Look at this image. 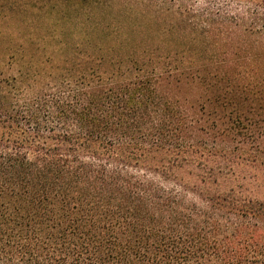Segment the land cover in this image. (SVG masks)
Listing matches in <instances>:
<instances>
[{"label":"trees","instance_id":"obj_1","mask_svg":"<svg viewBox=\"0 0 264 264\" xmlns=\"http://www.w3.org/2000/svg\"><path fill=\"white\" fill-rule=\"evenodd\" d=\"M207 17L141 16L0 80V264H264L263 202L156 180L264 167V8Z\"/></svg>","mask_w":264,"mask_h":264},{"label":"rangeland","instance_id":"obj_2","mask_svg":"<svg viewBox=\"0 0 264 264\" xmlns=\"http://www.w3.org/2000/svg\"><path fill=\"white\" fill-rule=\"evenodd\" d=\"M30 1L0 0V80L21 79V69L28 71L35 63L50 71L47 56L52 52L57 54L56 60L53 56L56 66H71L72 62L66 59H73L75 47L88 33L107 32L115 36L126 33L128 23L135 18L141 20V16L158 18V22L181 20L198 24L208 20L207 14L246 15L264 8V0H85L58 1L54 9L48 6L42 10L34 7L14 10ZM36 1L41 0L31 2L39 3ZM154 30L153 27L143 31L156 33ZM234 171L233 175L221 177L219 186L202 182L192 164L171 166L169 175L157 176L156 180L169 187L183 186L188 199L200 204L203 203L201 194L225 193L231 188L244 199L264 203V167L240 163Z\"/></svg>","mask_w":264,"mask_h":264}]
</instances>
